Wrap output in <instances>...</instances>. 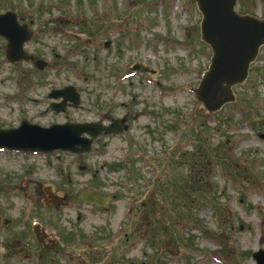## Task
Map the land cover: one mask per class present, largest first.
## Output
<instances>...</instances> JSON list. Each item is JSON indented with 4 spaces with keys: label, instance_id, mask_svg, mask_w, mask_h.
Segmentation results:
<instances>
[{
    "label": "rangeland",
    "instance_id": "obj_1",
    "mask_svg": "<svg viewBox=\"0 0 264 264\" xmlns=\"http://www.w3.org/2000/svg\"><path fill=\"white\" fill-rule=\"evenodd\" d=\"M237 3L239 13L264 19V0ZM8 11L34 34L24 51L49 65L9 64L0 37V129L126 118L128 130L99 136L89 154L0 152V242L8 245L0 264H256L253 254L264 251V50L233 88L236 102L209 115L194 91L212 54L189 0H0V15ZM138 63L146 73L132 71ZM68 86L80 104L55 115L48 95ZM193 133L203 154L182 137ZM207 134L210 152L226 161L209 156L208 175L199 162ZM180 151L193 172L173 166L171 207L158 175L166 154ZM44 188L56 203L46 204ZM90 190L113 197L108 210L81 201ZM158 221L165 229L155 241ZM36 228L66 253L46 255ZM162 242L171 247L161 251Z\"/></svg>",
    "mask_w": 264,
    "mask_h": 264
},
{
    "label": "water",
    "instance_id": "obj_2",
    "mask_svg": "<svg viewBox=\"0 0 264 264\" xmlns=\"http://www.w3.org/2000/svg\"><path fill=\"white\" fill-rule=\"evenodd\" d=\"M197 6L202 15L200 25L201 40L209 46L212 58L204 72L198 88L194 91L199 107L208 114L219 112L225 105L234 103L233 88L244 85L249 76L250 66L264 49V19L236 11L237 0H189ZM0 37L7 41L5 57L8 63H29L33 57L24 51L25 43L31 41L33 33L26 25H20L14 12L0 15ZM35 66L43 71L44 61L34 60ZM133 70L146 72L137 64ZM48 98L59 103L51 104L55 114L64 113L67 106L80 104V96L72 86L54 90ZM125 120H114L111 125L103 123H65L43 128L23 120L18 128L0 129V150L7 149L22 153H52L67 151L74 154L89 153L95 139L100 134H121ZM85 135V136H84ZM86 203L104 206L107 194L97 191L83 192ZM37 239L43 236L35 230ZM257 264H264V252L254 255Z\"/></svg>",
    "mask_w": 264,
    "mask_h": 264
},
{
    "label": "trees",
    "instance_id": "obj_3",
    "mask_svg": "<svg viewBox=\"0 0 264 264\" xmlns=\"http://www.w3.org/2000/svg\"><path fill=\"white\" fill-rule=\"evenodd\" d=\"M247 113L249 114V116H253L252 111H247ZM206 136H208V134ZM182 137H184V138L187 137L188 138V142L192 146H195V148L199 151V153L203 154L202 153L203 148L200 147V145L203 144V141H202V137L199 134H194V133L193 134H184V136H182ZM211 148H212V145H211V142H210V138L208 136V139L206 140V144H205V148H204L205 151H206L207 157L203 161L202 160L199 161V162H202L203 164H204V161L206 162V165H207L206 175H208L210 173L211 166H213L214 163H215V162H213L212 164H210L209 156L213 157L214 159H216L218 161V162H216L218 166L223 165L224 162H226L224 157L221 156L220 153H216L214 151L210 152ZM185 153L186 152H184V151H180L178 154L173 153L172 156L169 155V154H166L167 163H164L162 165V167L160 168V170H159L158 177L161 178L163 176L165 178V180H162V184H161L160 188H158V191L165 198L168 199L169 206H171V207L175 206V204H174V195L171 192V191H173V183H174V181L170 177V174L173 173V170H172L173 166H175L176 164L177 165H181L182 168H187V170L189 169L190 172H193L192 169L190 170V168H192V163H189L188 161H186L184 159ZM177 161H181V162H177ZM250 164H253V162H251ZM197 165H199V163H197ZM202 168L203 167L199 166V168L197 170V173H201L202 172ZM250 173L251 174H255V171L253 170V168H252ZM205 177L207 178V176H205ZM208 181H209V178H208ZM151 185H152V188H154V190H155V188L157 186V183H154V184H151ZM151 218H153V220L155 222V225H156L157 219H159L160 217L154 215ZM188 221H189L190 224H193V219L192 218H191V221L190 220H188ZM156 228H157V230H155V236H154L155 241H156V239L159 236V232L162 233V232H164V229H165L164 226L161 227L159 221H158V225L156 226ZM168 247H171L170 244L162 242L161 251L162 250H166ZM185 249H187V248H185Z\"/></svg>",
    "mask_w": 264,
    "mask_h": 264
},
{
    "label": "flooded vegetation",
    "instance_id": "obj_4",
    "mask_svg": "<svg viewBox=\"0 0 264 264\" xmlns=\"http://www.w3.org/2000/svg\"><path fill=\"white\" fill-rule=\"evenodd\" d=\"M3 182V181H2ZM2 182H0V184H2ZM5 183H6V185L8 184V182H6L5 181ZM0 189H2V188H0ZM14 189H16L15 187H10L9 188V190H11V191H13ZM46 191H48L49 192V190H47V188H44V189H42V192L46 195ZM12 193V192H11ZM55 193V192H54ZM56 194V193H55ZM55 194H53L54 196L52 197V199H50L49 197H48V195H46V199H47V201H46V204L47 205H51V204H54V203H56L57 202V200H58V198H59V196H57V194L55 195ZM57 196V197H56ZM113 198V197H112ZM111 198V199H112ZM80 199H81V194H80ZM68 207H69V205H68ZM108 208L109 207H107V209L106 210H108ZM0 220H1V217H0ZM1 222H2V220L0 221V227L2 226L1 225ZM39 233H41L40 235H42L43 237V242H40L37 238H36V235H35V233H34V231H33V235H34V237H35V240H36V242L38 243V245H40L45 251H46V255L47 254H51V256L53 255V254H55V253H66L65 252V250L67 249V247L64 245V244H61V246L59 247V245H60V242L59 241H56L55 240V237L54 236H52L51 234H49L48 232H45L44 230H41V232L39 231ZM2 244H4L3 243V241L2 242H0V248H1V246H2ZM7 244H4V247L5 248H7ZM71 255V257L74 255V253H72V254H70Z\"/></svg>",
    "mask_w": 264,
    "mask_h": 264
}]
</instances>
